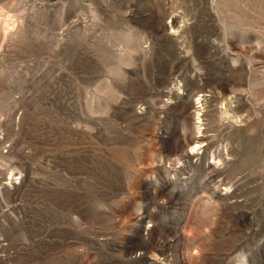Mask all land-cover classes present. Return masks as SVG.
Wrapping results in <instances>:
<instances>
[{
	"label": "rangeland",
	"instance_id": "1",
	"mask_svg": "<svg viewBox=\"0 0 264 264\" xmlns=\"http://www.w3.org/2000/svg\"><path fill=\"white\" fill-rule=\"evenodd\" d=\"M0 264H264V0H0Z\"/></svg>",
	"mask_w": 264,
	"mask_h": 264
},
{
	"label": "bare ground",
	"instance_id": "2",
	"mask_svg": "<svg viewBox=\"0 0 264 264\" xmlns=\"http://www.w3.org/2000/svg\"><path fill=\"white\" fill-rule=\"evenodd\" d=\"M5 149H6V152H7V150H8V147H5ZM6 152H5V153H6Z\"/></svg>",
	"mask_w": 264,
	"mask_h": 264
},
{
	"label": "built area",
	"instance_id": "3",
	"mask_svg": "<svg viewBox=\"0 0 264 264\" xmlns=\"http://www.w3.org/2000/svg\"><path fill=\"white\" fill-rule=\"evenodd\" d=\"M5 152H6V149L4 148L3 153H5Z\"/></svg>",
	"mask_w": 264,
	"mask_h": 264
}]
</instances>
